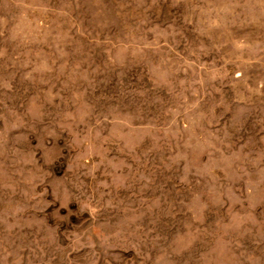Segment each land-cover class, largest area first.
Segmentation results:
<instances>
[{"label":"rangeland","instance_id":"rangeland-1","mask_svg":"<svg viewBox=\"0 0 264 264\" xmlns=\"http://www.w3.org/2000/svg\"><path fill=\"white\" fill-rule=\"evenodd\" d=\"M0 264H264V0H0Z\"/></svg>","mask_w":264,"mask_h":264}]
</instances>
